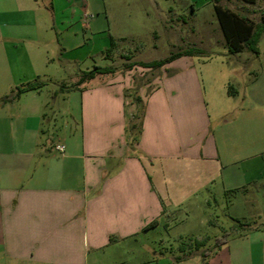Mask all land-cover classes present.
<instances>
[{"label":"crops","instance_id":"obj_1","mask_svg":"<svg viewBox=\"0 0 264 264\" xmlns=\"http://www.w3.org/2000/svg\"><path fill=\"white\" fill-rule=\"evenodd\" d=\"M57 1L50 10L41 0H0V83L45 84L0 104V264H191L193 254L206 264L211 254L200 249L212 238L191 230L171 237V217L205 209L207 202L195 201L218 184L241 198L243 209L249 188L264 187V117L246 119L245 109L264 107V72L238 107L229 83L222 84L223 95L211 87L205 95L196 75L178 68L180 59L164 66L175 74L167 76L163 67L148 83L142 78L150 71L125 70L129 55L114 74L77 86L91 54L69 53L105 30L94 19L86 25L85 5L59 16ZM74 25L90 38L74 45L70 35L63 43L54 38L52 32ZM47 83L67 104L49 146L41 142ZM206 222L217 225L213 219L199 225ZM248 228L215 239L214 264H264V229Z\"/></svg>","mask_w":264,"mask_h":264},{"label":"rangeland","instance_id":"obj_2","mask_svg":"<svg viewBox=\"0 0 264 264\" xmlns=\"http://www.w3.org/2000/svg\"><path fill=\"white\" fill-rule=\"evenodd\" d=\"M41 2L49 7L51 0H41ZM214 3V0H58L56 9L59 16H62L63 13L70 16L72 9H81L85 5L87 17L84 21L86 25L94 19L105 30L104 33L89 39L87 46L79 51L69 53V56H85L87 52L91 54V59L82 65V70H91L94 66L120 68L123 63H129L127 62L129 55L132 63H150L163 60L187 49H194L200 53H195L190 57H179L178 59L181 61L177 64L180 66L178 68L186 66L188 70L192 71L196 75L197 82L201 83L205 95L208 94L211 87L213 95L219 97L224 92L222 84L229 83L236 91V94L231 96L232 104L238 107L241 104V98L245 96L247 87L264 72V34L260 38L258 54L243 51L230 55L216 19ZM218 4L250 18L255 23H260L264 18V1L262 0H257L255 4H247L242 0H218ZM69 5L72 6L71 10L65 8ZM43 9L45 15L49 17V10L47 11L44 7ZM58 28L60 29L59 26ZM52 34L60 43L64 42L62 40L64 35V38L67 35L72 36V40L69 41L72 45L77 43L78 37L83 36L85 40L88 36L90 38L89 30L81 29L78 25L70 27L63 34L56 35L54 32ZM111 37L116 46L111 57L108 58L105 51L109 48ZM162 68L158 70L146 69L150 72L143 76L142 81L146 79H149L148 83L154 81L159 77L158 74L161 73ZM178 68L175 69L178 70ZM163 72L167 76L175 74L174 68H165ZM263 79L261 78V80ZM227 87L228 85H226V89ZM14 91L13 83H0L1 99L6 96L10 98ZM54 92L57 93L53 104L51 98ZM62 95V92L53 87L52 83H47L44 96L48 97L50 106L46 110L48 116L44 122V132L41 135V142L47 146L52 143L50 140L56 133L54 123L60 122L61 114L67 105L62 99ZM130 100L133 99L130 98ZM252 108H254L253 104L245 106L249 112L246 119L254 120L264 117V107L256 108L254 112ZM54 112L55 118L52 121ZM138 115V112H135L133 117ZM235 119L236 126L241 120L239 117ZM135 122L136 120L133 119V123ZM258 145L260 146L261 143ZM259 185L251 186L249 192L245 194L249 198L246 200L248 203L246 209H243V206L239 204L242 200L238 199L241 198H237L234 192L224 193L220 188L221 184L211 190L210 197L204 192L201 194V198L205 199L199 198L195 202H200L202 205L207 202L208 204L202 206L205 209L187 215L178 212L171 217V237H175L181 232L187 233L188 230L203 236H210L211 241L200 251L211 254L206 264H214L212 259L217 252L216 238L221 239L241 230L247 232L250 230L248 227L256 226L264 229V187L260 186L259 189ZM238 195L242 197L244 191L239 192ZM190 207L184 208L186 212L191 209ZM235 215L245 216V219H235ZM212 219L216 221V227L210 226L208 222L199 225L201 221ZM199 259L198 255L193 254L186 262L201 264Z\"/></svg>","mask_w":264,"mask_h":264},{"label":"trees","instance_id":"obj_3","mask_svg":"<svg viewBox=\"0 0 264 264\" xmlns=\"http://www.w3.org/2000/svg\"><path fill=\"white\" fill-rule=\"evenodd\" d=\"M214 1L215 3L213 9L220 30L224 37V41L227 46L228 53L230 55H234L237 53H241L243 51H248L254 54H258V49H257L258 42L261 36L264 34V18L261 19L260 23H255L250 18L244 15L237 14L228 8H223L218 4V0H214ZM242 1L247 4H255L257 0H242ZM48 8L51 10V6H49ZM115 46L116 43L114 39L110 38L109 48L105 51L107 54L106 56L110 55L113 52ZM195 53H200V51L194 49H187L177 54H173L160 61H154L150 63L134 62V63L125 64L124 68L125 70H129L133 66H138L143 69L158 70L163 66L178 59L179 57L182 56L190 57ZM115 71L116 68L113 66H106V67L94 66L91 70L82 73L76 85L78 86L85 82H88L97 75L114 74ZM44 85L45 84L40 81L22 84L15 88V91L13 92V96H11L10 98L6 96L3 99H1L0 104L5 103L7 101H11L12 99H16L25 92L37 90L43 87ZM227 94L230 96L236 94V91H234L231 85H228L227 87ZM132 101L135 104L139 103V98L134 97ZM133 119L136 120L135 123H133ZM133 119L131 120V123L129 125V131L135 134L139 132L140 117L136 116L133 117ZM151 226H154V223ZM203 254L205 253L203 252Z\"/></svg>","mask_w":264,"mask_h":264},{"label":"built area","instance_id":"obj_4","mask_svg":"<svg viewBox=\"0 0 264 264\" xmlns=\"http://www.w3.org/2000/svg\"><path fill=\"white\" fill-rule=\"evenodd\" d=\"M53 150H54V151H57V152H59V153H63L64 150H65V147H64V146H61V145H54V146H53Z\"/></svg>","mask_w":264,"mask_h":264}]
</instances>
